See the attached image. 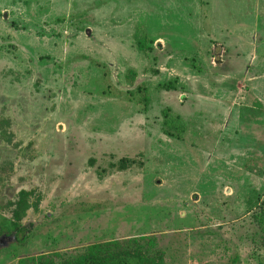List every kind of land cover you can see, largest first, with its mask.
Instances as JSON below:
<instances>
[{
  "label": "rangeland",
  "instance_id": "rangeland-1",
  "mask_svg": "<svg viewBox=\"0 0 264 264\" xmlns=\"http://www.w3.org/2000/svg\"><path fill=\"white\" fill-rule=\"evenodd\" d=\"M130 240L264 264V0H0V264Z\"/></svg>",
  "mask_w": 264,
  "mask_h": 264
},
{
  "label": "trees",
  "instance_id": "trees-1",
  "mask_svg": "<svg viewBox=\"0 0 264 264\" xmlns=\"http://www.w3.org/2000/svg\"><path fill=\"white\" fill-rule=\"evenodd\" d=\"M159 128L164 136L178 140L183 131V124L177 116H172L170 110L165 108L161 113ZM17 264L55 263L51 256L39 255L20 259ZM59 264H162V262L158 254L150 257L145 254L137 240H130L124 247H120L117 241L92 245L83 254Z\"/></svg>",
  "mask_w": 264,
  "mask_h": 264
}]
</instances>
